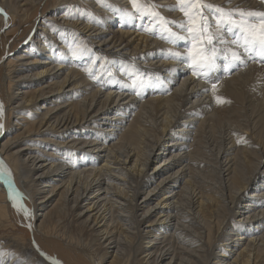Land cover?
Listing matches in <instances>:
<instances>
[{
    "label": "bare ground",
    "instance_id": "bare-ground-1",
    "mask_svg": "<svg viewBox=\"0 0 264 264\" xmlns=\"http://www.w3.org/2000/svg\"><path fill=\"white\" fill-rule=\"evenodd\" d=\"M71 1L0 0V264H264L262 60L194 74L172 58L189 42L135 6L84 0L100 19ZM162 1L191 40L178 0ZM200 5L213 32L218 15L264 13Z\"/></svg>",
    "mask_w": 264,
    "mask_h": 264
},
{
    "label": "snow or ice",
    "instance_id": "snow-or-ice-1",
    "mask_svg": "<svg viewBox=\"0 0 264 264\" xmlns=\"http://www.w3.org/2000/svg\"><path fill=\"white\" fill-rule=\"evenodd\" d=\"M131 2L134 6L136 5V0H131ZM178 2L181 5L180 11L187 18L185 25H182V27L186 33L191 34V40L187 35L173 32L170 26L166 28V31L174 40L189 42L190 47L186 53L175 52L172 54V58L183 57L184 61L192 67L194 74L196 70L206 71L207 73L214 71L218 66V59L243 63L242 54L255 53L261 60H264V13L240 11L238 16L228 13L227 15L231 19L227 21L222 20L218 15L215 24L216 32H213L202 12L203 7H211L210 5H200V0H178ZM220 12L221 10L217 9V13ZM0 14H3L5 21H7L8 17L4 9H0ZM152 15L158 16L155 12ZM198 17L199 28L197 29ZM257 19L259 21L258 25L256 23ZM163 23L167 25L169 22L165 19ZM223 30L237 33L236 39L230 41L222 39L219 34ZM200 44H203V47H199ZM219 45H223V47H218ZM2 112L3 104L0 103V114ZM2 127L3 125L0 124V128ZM3 167L4 162L0 160V169H3ZM3 175L5 173L0 171V176ZM7 176L10 199L15 194L22 200V194L12 186L10 171ZM21 208H23V205H21Z\"/></svg>",
    "mask_w": 264,
    "mask_h": 264
},
{
    "label": "rangeland",
    "instance_id": "rangeland-1",
    "mask_svg": "<svg viewBox=\"0 0 264 264\" xmlns=\"http://www.w3.org/2000/svg\"><path fill=\"white\" fill-rule=\"evenodd\" d=\"M99 1L102 3L101 10H105V11L108 8L106 6V2H109V3H114L115 2V0H99ZM117 1H119V3H117L118 4L117 6L120 5L124 9H127V8H129L131 6H134L132 2H126V0H117ZM69 4L71 6H73V7H76V8L83 6L84 9H86L87 12L93 14L97 18L102 19L103 18L102 16H105L104 11L100 12L99 11L100 9H97V10L92 9L91 7L86 5L84 0H74V1L69 2ZM166 6H170V5L168 4V2L162 1V0H136V5H135L136 8H138L141 12H143V15L148 16V17L145 18V20H144L145 22L144 23L148 22V24H157L158 27H160V29H161L160 31L161 32H167V33H169V32L166 31V28L170 26L172 31L176 32L178 34V32L176 30H173V28H172V20L170 19V18L177 19V17L171 16L170 14H166L164 12V9H165ZM153 12L157 13L158 16H153L152 15ZM106 18H107V20H110V18H112V17H110L109 15H106ZM165 19L169 22L167 25H165L163 23V20H165ZM20 20H22V19L20 18ZM53 23H54V26L56 27L57 31H59V32H69V33L71 32V33H74V29H71L69 24H67V25L62 24V21L60 19L56 20ZM39 26H41V25H39ZM113 27H114V25L111 27V29L114 30L115 28H113ZM39 33L40 32L38 31L37 34H39ZM80 39H81L80 40V42H81L80 45H81V47L85 48L84 50L88 49L90 52H94L95 51V48H94L95 46L92 45L90 42H88L84 38L83 33H80ZM54 46H56V48L60 47L56 43H54ZM254 62H256V61H254ZM218 63L220 65H225V66L227 64H230L229 61H225L223 59H219ZM259 64L263 65L264 61L263 60L260 61ZM142 75H146V74H142ZM150 78L151 79H155V77H150ZM14 134L15 133H12V135H14ZM154 164H155V161L153 162L152 165H154ZM142 196H143V194L139 195V197H142ZM152 204H154V201L151 202V205ZM50 214H51V216L54 215V213L52 212V209H50ZM240 223L242 224V222H240ZM52 225L53 224H52V219H51V225H50L51 228H52ZM237 226H239L238 223H237ZM78 233H79V231L77 230V228H74L73 235H76ZM101 253L102 252H98V256H97L100 259V263L99 264L108 263V260H110L111 258L104 259L105 256H101Z\"/></svg>",
    "mask_w": 264,
    "mask_h": 264
}]
</instances>
